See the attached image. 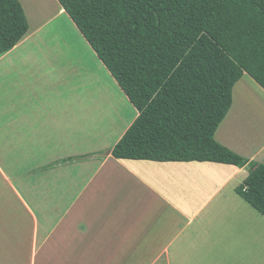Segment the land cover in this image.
Segmentation results:
<instances>
[{"label": "crops", "instance_id": "0c3cea01", "mask_svg": "<svg viewBox=\"0 0 264 264\" xmlns=\"http://www.w3.org/2000/svg\"><path fill=\"white\" fill-rule=\"evenodd\" d=\"M61 12L64 13L65 10L59 4L57 13ZM40 26L34 29H30L29 26L26 34L17 44L0 55V137L3 139V142H0V152H2L0 160L7 161V151L12 148L9 156L23 163L31 162L30 167L42 168L39 171H35L37 168L34 170L31 168L30 174L23 180L25 176L21 178V174L27 172H22V168L14 167L13 161L9 159L5 164L0 163V191L3 193L0 194V264H45L43 259H50L54 252H60L62 264H66L67 257L68 264H159V262L181 264L179 262L181 256H184L188 263H195L185 245L189 239L188 228L195 222L201 224L200 230H204L213 238L212 247L214 243L219 248L220 242L222 245L233 242V239L228 240L232 233L223 232L218 225L216 230L214 220L206 218L201 222L197 219L209 203L221 205V209L231 217L241 211L249 214L258 213L234 191V187L247 175L244 167L212 163L215 178L204 181L203 190L207 191L204 193L205 197L194 212L188 215L185 206L178 204L177 200L173 201L166 196L167 193H164L167 189L170 192L169 180L160 182L159 176L155 175L153 170H161L163 167L173 169L179 179H174L175 183L181 185L182 178L178 175L180 170L185 169L187 174L192 170L189 166H194V163L211 162L172 164L173 162L118 159L110 153L113 145L107 149V142L101 139L96 141L94 140L96 137L92 139L93 136L90 137L89 134L85 139L95 141L88 145L93 149L88 152L76 150L67 153L63 146L58 145V142L55 143L50 135H46L48 132L45 134V131L54 133L52 129L55 127L45 121L49 116L43 115V113L49 114L54 108L47 107L43 99V96L50 91L44 88L41 91L46 92L42 96L38 89L43 87L38 88L40 81L35 80L37 71L45 62V57L48 60L51 57L47 51H42V43L32 45V42L38 41L32 40L43 25ZM99 61L101 62L100 59ZM42 71L43 69L40 70V74ZM51 92L61 93V91ZM32 99H36L37 104H29ZM65 109H68L64 110L65 113H73L69 107ZM61 119L70 122L75 129L78 128L77 125L74 126L77 121L75 123L69 116L66 118L62 116ZM17 126L23 130L35 131L24 134L25 136H18L21 131H17ZM78 133L79 131L74 132V139L78 137ZM216 133L217 130L215 139L218 141L220 139L216 137ZM29 136H34L33 138L36 139H30ZM45 136L47 141H40ZM50 140L54 141L52 144L54 154L44 159L43 153L39 155L38 149H44L47 144H51ZM29 141H34L32 147L29 146ZM69 142L70 145L71 141ZM6 143H9L10 147L3 148L2 144ZM257 147V150L246 158L256 160L257 157L255 159L253 157L264 150V142ZM105 149L108 151L104 155L100 154ZM234 150L241 154L237 149ZM89 153L93 156L78 158ZM67 157H76L77 161L59 162ZM52 162L56 163L52 165ZM46 164H49V167L43 168ZM224 165L227 167L225 168ZM201 171L212 174V167ZM34 172L38 173L34 174ZM236 178L240 181L235 182ZM121 180H125V186L116 187V183H120ZM184 180L186 181L185 178ZM227 187L231 192L224 193L225 195L220 197V193ZM186 194L188 190L185 191ZM231 194L238 196L244 202V208H241V204L238 213L237 202H232L226 197ZM50 208L53 209L54 214L49 213ZM153 208L158 212L161 208L168 209L169 214L166 219L162 218L164 227L159 228L158 233L151 238L142 225L148 222V217H152ZM173 211L177 217L174 222L172 219V223L176 226L172 236L170 218ZM216 211L217 209H213L210 214L214 215ZM229 218L222 219L223 224H229ZM222 232L223 234L220 235ZM179 237L180 239H177ZM246 243L248 247L251 246L250 242L246 241ZM173 245L176 251L181 249L177 257L173 256L171 248ZM41 255L47 256L41 258ZM248 255L251 253L249 252ZM234 256L236 257L235 254Z\"/></svg>", "mask_w": 264, "mask_h": 264}, {"label": "trees", "instance_id": "16d2710c", "mask_svg": "<svg viewBox=\"0 0 264 264\" xmlns=\"http://www.w3.org/2000/svg\"><path fill=\"white\" fill-rule=\"evenodd\" d=\"M57 1L137 111L111 155L244 167L234 191L264 216V162L215 139L235 83L264 89V0ZM28 27L19 0H0V55Z\"/></svg>", "mask_w": 264, "mask_h": 264}, {"label": "rangeland", "instance_id": "374dc122", "mask_svg": "<svg viewBox=\"0 0 264 264\" xmlns=\"http://www.w3.org/2000/svg\"><path fill=\"white\" fill-rule=\"evenodd\" d=\"M20 1L30 29H34L38 25H43L42 27L40 26L39 33L33 36L32 41H38L32 42V45L42 43V51H47L48 55L51 56L49 60L45 57V62L37 71L35 79L40 81L37 85L38 88L40 86L43 87L38 89L42 96L46 92L44 91V93H42L41 90L44 88L50 91L49 94L43 96L45 105L47 107H54H52L53 110H51L49 114L43 113L44 116H49V119L45 118V121L49 122L50 126L55 127L52 129L54 133L50 134V131H45V134L48 132L46 135H50L55 143L58 142V145L63 146L67 153H69L68 151L75 152L76 150L88 152L93 149V147L89 148L88 145L89 143H95V141H86L85 138H88L86 137L88 134L90 137L93 136L92 139L96 137V139H94L96 141L101 139L107 142V149H109L122 136L127 129L126 126L130 125L135 119V115L137 114L136 109L130 103L127 96L123 93L105 66L99 61L90 44L72 23L68 15L65 12L57 13L59 10L57 0ZM34 56H36L35 53ZM41 69H43L42 74H40ZM30 88L31 87H29V89ZM51 91H61V93L56 94ZM34 100L36 99H32V102L28 101L29 104H37V100ZM24 104L28 105L27 103ZM68 107L73 113H65L64 110H68L65 109ZM74 112L75 116L73 117ZM62 116L65 118L69 116L75 123L77 121L74 126L77 125L78 128L75 129L70 122L62 121ZM16 128L18 129L17 131H21V134L19 133L18 136H25L24 134H30L35 131L23 130L19 126ZM77 131H79L78 137L74 139V132L76 133ZM62 133L64 135H62ZM57 134L59 136H56ZM33 137H30V139H36ZM216 137L221 140H218L221 144L232 151L237 149L244 157L252 155L257 150L258 144L264 142V89L249 75L244 74L233 86V101L228 113L217 128ZM0 138V142H3L2 137ZM53 140H50L49 143L51 144H47L44 149H38L39 155L43 153L44 159L54 154L52 146L54 143ZM69 140L71 141L70 145ZM40 141L46 142L47 137L45 136ZM29 143V146L32 147L34 141H29ZM2 147L8 148L10 146L9 143H6L2 144ZM107 149L100 152V154L104 155L108 151ZM10 152H12V148L7 151V161L10 159V161H13L14 167L17 169L22 168V172H27L21 174V178L25 176V178H23V180H25L26 175L30 174L29 170L31 168L34 170L37 167H30L29 164L31 162L23 163L20 162V160H15L14 157L8 155ZM253 158L264 162V150ZM7 161H5V159L4 161L0 160V163L5 164ZM45 162L47 161L45 160ZM182 163L188 164V162H181L180 164ZM53 164L55 163H52V165ZM172 164L179 163L173 162ZM194 164L195 165L192 167L189 166L192 170H189L187 174H185V169L180 170L178 173L182 178L181 185H183V187H181L179 183H175V180L179 179L177 178L176 172H173V169L163 167L161 170H153L154 174L159 176L160 182L169 180L171 186L170 192H168L167 189L164 193H167L166 196L170 197L173 201L177 200L178 204L185 206L188 215L194 212L205 197L204 193L207 191L203 190L204 181H211L215 178V169L211 166L214 164ZM173 166L175 167L176 165ZM45 167H49V164L43 166V168ZM182 167H184V165ZM194 167H197V169H193ZM208 167H212V174L211 172L201 171ZM226 167L227 166H225V168ZM40 169L42 168L38 167L35 171H39ZM244 170L247 172L246 168ZM37 173L38 172H34V174ZM19 178L20 177H17V179ZM237 180L239 179L236 178L235 182ZM118 185L125 186V180L116 183V187ZM207 186L209 188L208 184ZM130 188L132 189V187ZM180 188L182 190H180ZM228 188L229 187L220 193V197L221 195H225L224 193L228 194L231 192L230 188ZM231 189L233 190V188ZM184 190H188V194L185 195ZM0 194L3 193L0 191ZM226 197L232 200V202H237V213L241 204L243 205H241V208H244V202L238 196L231 194V196ZM221 208L222 206L219 204L216 205L214 203L211 205V203H209L200 213L197 220L201 222L206 218H209L211 221L214 220L215 229L217 230V228L220 227L223 229V232L232 233L228 237V240L233 239V242H228V244L223 243V245L220 242L219 248L214 243L212 247L211 242L213 238L210 234L205 233L204 230H200L201 224L195 222L188 228L189 239L185 244L188 248V254L192 256L195 263H188L189 261L184 258V256H181L182 259H180L179 262L181 264H264V216L260 213L249 214L248 212L242 213L241 211L231 217L229 213L226 215L227 212ZM213 209H217L214 215L210 214ZM49 213L54 214L52 208H50ZM168 214V209L161 208L158 212L153 208L151 211L152 217H148V222L142 225L146 234L153 238V236L158 233L159 228L164 227L165 223L162 218L165 217L166 219ZM227 216L230 217L228 219L230 223L223 224L222 219L228 218ZM176 217L177 214L174 213V211L171 212L170 233L172 236L176 228L172 223V219L174 222ZM223 225L227 226L224 227ZM223 232L220 233V235H222ZM177 239H180V237ZM246 241L250 242L251 246L248 247ZM182 244H184L183 240ZM57 248H59V246H57ZM171 248L174 257L180 255V248L178 251H176L174 245ZM249 252L251 255H248ZM42 256L43 255H41V258H46L47 255ZM46 260H48V262H46ZM46 260L43 259L45 264H62L61 262L63 259L61 258L60 252H54L51 258ZM66 260H69V258L67 257ZM66 260L65 263L68 264ZM159 264L163 263L159 262Z\"/></svg>", "mask_w": 264, "mask_h": 264}]
</instances>
